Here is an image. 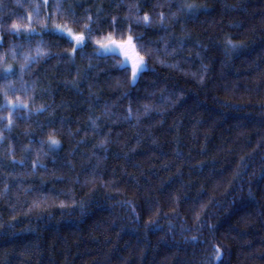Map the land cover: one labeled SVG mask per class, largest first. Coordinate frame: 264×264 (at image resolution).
Wrapping results in <instances>:
<instances>
[{
	"label": "trees",
	"instance_id": "trees-1",
	"mask_svg": "<svg viewBox=\"0 0 264 264\" xmlns=\"http://www.w3.org/2000/svg\"><path fill=\"white\" fill-rule=\"evenodd\" d=\"M0 58V264H264V0H0Z\"/></svg>",
	"mask_w": 264,
	"mask_h": 264
},
{
	"label": "snow or ice",
	"instance_id": "snow-or-ice-1",
	"mask_svg": "<svg viewBox=\"0 0 264 264\" xmlns=\"http://www.w3.org/2000/svg\"><path fill=\"white\" fill-rule=\"evenodd\" d=\"M183 7L189 9H193L195 5L193 4H186ZM38 9V6H37ZM36 15H39L38 10L35 13ZM23 20V18H20ZM90 19V18H89ZM139 19V17H138ZM143 22L145 24H148L151 22L150 17L145 14L142 18ZM30 22H31V15L29 16V25H23V28L25 31H27L28 36L30 37L34 30L30 28ZM161 22H163V14H161ZM72 23H76V21H72ZM11 28L13 29L14 33L19 34L21 31L22 25L19 23H13L11 25ZM44 31H48L47 25H45ZM54 32L55 34H58L60 36H64L65 34L71 38L72 41L75 43L73 44V49H77L83 45V42L85 41V33L88 35H91V29L88 27L87 24L84 25V30L76 33L73 31L72 28L68 27L67 23L61 25V24H55L54 26ZM108 43H104L102 41H97L100 45V50L102 51V54L104 55H122L124 57L123 60H119V64L121 67H124L126 64L129 62L131 63V83L136 82V78L138 74L143 70L144 68V57L141 56L137 50H136V45L134 43V37L132 35H128L125 39L121 40H116L113 39L111 35H109L107 38ZM42 43V42H41ZM34 51L35 55L31 54H25L23 59L24 63L21 65L20 72H24L26 70L27 65H30L31 63H35L37 58L44 56L47 54L46 49L42 48L40 44L36 46L34 50L29 49V52L31 53ZM16 53L14 52L13 55ZM2 59V58H0ZM16 73L13 71L11 65H7L6 67L3 68L2 72H0V79H4L5 81L8 80L10 76L15 75ZM10 87V85H9ZM13 92L15 89H11ZM25 92H27V88L24 89ZM8 91H5V97L7 99ZM8 108L9 111V118H8V126L10 127L12 124V116L14 115V111L19 108H24L27 109L28 105L26 103H22L20 101L19 97H16V102L13 103L12 100H7V104L4 106ZM39 110V109H38ZM145 110H148V107L145 106ZM48 144L50 147H56L59 144V140L55 137V135L50 134L48 136ZM220 257V252L219 249L217 250V259L219 260Z\"/></svg>",
	"mask_w": 264,
	"mask_h": 264
},
{
	"label": "rangeland",
	"instance_id": "rangeland-1",
	"mask_svg": "<svg viewBox=\"0 0 264 264\" xmlns=\"http://www.w3.org/2000/svg\"><path fill=\"white\" fill-rule=\"evenodd\" d=\"M46 1H47V0H42V2H44V3H46ZM64 36L67 37V38H69V39L71 40V38L68 37L66 34H65ZM72 42L75 43L74 41H72ZM97 52H98L99 55H104V54H102V51L100 50V45L98 46V50H97ZM117 55L120 57L121 60L124 59V57H123L122 55H119L118 53H117ZM125 66L128 67V68L130 69V74H131V63L129 62V63L126 64ZM144 67H145V66H144ZM143 69H144V68H143ZM138 75H139V74H138ZM137 78H138V76H137ZM137 78H136V80H137ZM132 84H133V83H132Z\"/></svg>",
	"mask_w": 264,
	"mask_h": 264
}]
</instances>
